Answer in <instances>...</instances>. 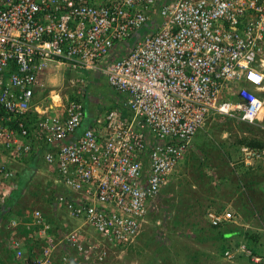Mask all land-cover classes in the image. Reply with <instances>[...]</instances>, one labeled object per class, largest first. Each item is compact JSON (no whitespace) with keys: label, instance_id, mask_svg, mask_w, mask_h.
Wrapping results in <instances>:
<instances>
[{"label":"built area","instance_id":"1","mask_svg":"<svg viewBox=\"0 0 264 264\" xmlns=\"http://www.w3.org/2000/svg\"><path fill=\"white\" fill-rule=\"evenodd\" d=\"M48 62L100 74L127 113L110 108L78 133L82 100L61 114L33 101ZM0 108V146L16 159L30 152L26 137L39 138L64 188L43 198L81 222L54 235L34 208L28 231L8 236L14 264H106L139 234L208 120L264 124V0H0ZM241 152L245 166L264 156ZM12 176L0 161V180Z\"/></svg>","mask_w":264,"mask_h":264},{"label":"crops","instance_id":"2","mask_svg":"<svg viewBox=\"0 0 264 264\" xmlns=\"http://www.w3.org/2000/svg\"><path fill=\"white\" fill-rule=\"evenodd\" d=\"M115 49L116 46H115ZM119 50H115V54H119ZM50 68H57L50 62L46 66L43 67V69L38 74V82L37 86L34 90V97L33 101L37 103L39 106H46L48 107L47 111L49 113H60L63 111V107L70 96L80 93V88H78V85L83 83L87 87H84L86 89V92L88 89L93 87V85H96L97 81V75H100L95 72H87V71H73L68 70L65 66H63V72L60 74V80L56 81V77L52 74L48 73V69ZM74 74V76H67V74ZM55 74V73H54ZM40 75L42 78H40ZM49 75V76H48ZM52 75V76H51ZM49 77V78H48ZM51 79L54 81V84L61 82L64 83L66 79H68L71 84L73 85H67L64 89H60L58 91L54 89H48L46 87L45 79ZM77 78V80H74ZM93 80V81H92ZM75 81H78L79 84L77 87H74ZM96 83V84H95ZM248 87L252 88L250 84H247ZM88 88V89H87ZM83 95L85 96L84 92ZM82 94H78L76 99L79 97H84ZM234 98V97H231ZM87 100V98H85ZM85 105V114L83 117L82 125L80 126L78 133L81 131L80 129H83L87 126H94L95 125V119L97 118L98 113L96 112V108L94 109V106L92 103H88V100L86 101ZM108 110V109H107ZM31 115L34 117L36 114L34 112H31ZM263 116L264 120V114H261ZM101 116V115H98ZM230 121V120H228ZM212 122H215L214 120H208L206 128L210 126ZM235 125H238V132L236 131L233 136V134H230L233 138L231 139V142L225 141L222 143V145H219L216 143L215 139H227V133L226 132H218L215 133L214 136L211 134L215 132H206L208 135V139H197L193 142V139L191 141V144L189 146V150L191 152H186L182 158L180 159L176 171L174 174H172V177L170 181L168 182L167 186L163 189H165L167 192L173 189V183L178 184V181L176 180L177 176L179 175V172L181 170L184 172V174L190 173V168L186 165V161L188 162L189 156L194 155L197 156L198 153L201 152V150H204V155L206 153V150L211 152L208 156L205 155L206 161L208 160L209 166H210V173L217 172L220 170H225L224 164L229 165L230 167H235L237 164L236 162H232L235 158L241 163V157L242 152L241 148L245 145L244 143H241L239 141L252 139V138H259L261 140H264V127L261 126L259 123H255L258 128L263 130H256V126L252 125L250 123L240 122V121H234ZM262 123V122H260ZM32 123L30 122V125ZM216 124L214 126H218ZM236 129V127H234ZM204 131H206L204 129ZM208 131V130H207ZM261 131V132H260ZM214 137V138H213ZM24 140V139H23ZM26 141H29V144L31 146L30 152L25 153L24 155H21L20 157L16 159H12L6 150H4L0 146V161L6 163L13 171V176L11 179H2L0 180V191L5 190L6 192V201L0 203V264L3 261L5 264H9L11 261L10 254L7 253V250H10V246L7 243L6 236H13V235H22L23 233L18 231V228L12 229L8 226V222L4 224H1L2 221H5L4 215L9 210L7 207L8 202L11 199V193L16 192L18 195V198L16 200H20L24 206L28 205L32 208H40L41 211L44 213L45 217L48 219L49 224L51 226V232L56 235L60 234L65 230H70V228H75L80 225V220L67 216L66 218L62 215V211H59L53 206V203L49 206L47 205V201L43 198V194L38 190H46L48 191H63L64 188L62 184L58 181V173L56 170V167L54 164H47L43 158V153L45 152V145H42V141H40L39 138H35V136L32 134L25 138ZM215 141V142H214ZM191 148V149H190ZM222 150V152L220 150ZM204 159V158H203ZM236 160V159H235ZM185 162V164H184ZM198 162V161H196ZM198 163H201L200 161ZM182 164V165H181ZM223 165V166H222ZM182 166V167H181ZM206 166V165H204ZM202 166V168L204 167ZM245 170L248 167V170H252L251 173L245 174L243 173V177L239 178L240 180L234 181L233 178L230 175L227 174H218L215 175L218 181H214L215 177L211 176L210 179L213 180L214 185L220 186L218 183L223 186H227L226 188V194L229 196L227 199L225 197L220 198V201H222L224 204H226L225 208H227V205L233 204V211L238 213V216H241L240 218H249L254 219L259 218V220L264 219V158L253 160L252 163L249 166H244ZM209 168V167H208ZM223 168V169H221ZM194 168L192 167L191 170ZM205 168H203V171ZM253 173H256L253 174ZM52 174L54 175L53 180L51 181ZM40 177V178H38ZM42 178V179H41ZM39 179L41 180L40 185L36 184V182H39ZM199 179V178H198ZM208 180V179H207ZM36 181V182H35ZM206 182L198 181V190H193V193L195 196H190L188 192L191 193V191L187 190L186 195L184 199L182 200L183 206L181 210L178 211V218H181V220L186 219L189 226L187 228H191V234L194 229H200L202 227V214L201 212L205 211L208 208H217L219 207L218 204L212 203L211 207H207V198L208 196L204 195V187L209 186ZM212 183V181H211ZM212 183V184H213ZM192 186V185H191ZM194 186V185H193ZM223 186V188H224ZM211 187V186H210ZM239 188V189H238ZM38 189V190H37ZM217 191V190H216ZM182 193H185L182 190ZM204 197L205 199L202 201H197L195 197ZM225 196V195H224ZM244 198V199H243ZM243 199V200H242ZM179 203V202H178ZM186 205L189 207L187 208ZM180 207V204H179ZM196 207V208H193ZM202 208V209H200ZM18 209V207H17ZM187 209V210H186ZM228 209V208H227ZM254 213H251L253 211ZM186 210V211H185ZM14 214L7 213V217H14ZM254 216V217H253ZM18 217V216H15ZM13 220V219H11ZM183 222V221H181ZM180 222V223H181ZM262 222V221H260ZM75 226L69 227V225ZM185 224V223H184ZM182 224L181 228L186 230V226ZM20 229V228H19ZM187 231V230H186ZM5 239V240H4ZM12 252V249H11ZM25 258L28 260L29 257L33 254V250L31 249V246H28V249L24 251ZM30 255V256H29Z\"/></svg>","mask_w":264,"mask_h":264},{"label":"rangeland","instance_id":"3","mask_svg":"<svg viewBox=\"0 0 264 264\" xmlns=\"http://www.w3.org/2000/svg\"><path fill=\"white\" fill-rule=\"evenodd\" d=\"M145 31L147 30L145 29ZM62 69L63 67L53 68L51 70L49 68L48 73L54 75L56 77V81H59L60 74L63 72ZM71 75L74 76V74H69V73L67 74V76H71ZM40 78H42L41 75H40ZM48 78L45 79V83H47L46 87L48 89H54L58 91L61 88L64 89L65 86L67 85H73L68 79H66L64 83L62 82V84L64 85H61V82L54 84V81ZM97 79L99 81H97L96 83L98 82L99 83L98 84L95 83L96 85H93V87H91L90 89L87 88L88 89L87 92H86V89L84 88L87 86L85 84L83 85V83L79 84L78 81H75L76 85H74V87H77V85L79 84L78 88H80L81 90H80V93L78 94L83 95V92L85 94V96L83 95L84 97H79V98H81L82 100L87 98L88 103H92L94 106V109L96 108V112L98 113V115L103 116L105 112L107 111V109L114 108L117 106L121 107V96L118 95L108 85V83L106 82L103 76L97 75ZM78 94H75V97H77ZM122 110L125 114L127 113L125 109L122 108ZM233 122L234 120L228 121V119L219 120L217 121L218 126H214L216 124V121L212 122L209 127L206 128L205 126L204 129L206 131H204V129H200L199 131L195 133V135L192 138L193 142L196 141L197 139H208V135L206 132H212V131L214 132V130L215 132L212 133L211 136L212 135L214 136L215 133H218L221 131L227 133V139L219 140L216 137L215 139L216 143H218L219 145H222L224 140L231 142V139L233 137L230 134H233L234 136V134H236L235 132L236 131L238 132V126H239V124L235 125ZM252 125L256 126L255 128L257 131L263 130L261 128L259 129L256 124H252ZM234 127H236V129ZM218 150H220V148ZM220 151L222 152V150ZM188 152H191V151H188ZM203 152L204 150H201V152L198 153L197 156H194V155L189 156V160L188 162L186 161V165L190 168L191 172L188 174H184V172L181 170V172H179V175L176 177L178 184L176 183L172 184L173 185L172 191L170 190L169 192H167L165 189L161 190L158 196V201L155 204V208L150 210L149 214L145 218L141 231L136 236L134 241L131 244H129L126 248H124L123 250L116 249L114 251L109 252L110 257H111L110 262L112 261L111 264H190V263L193 264L192 262H195L196 259L193 256L188 257L185 254L186 253L193 254L196 252H197L196 258L198 261L195 262V264H247V261L243 259L244 257L239 256L238 258V255H239L238 253H240V251H235L234 253H236L237 255H235L233 258L225 259L223 257H220V255L218 254V250H217L218 248L217 246L220 245L219 243L220 241L219 242L218 240L215 241V239L213 240L212 238L211 239L210 238L194 239L193 234L190 233L192 227L187 228V226H189L188 224H186L188 221L186 219L184 220V218L183 220H181V218H178L177 216L178 211L181 210L183 206V202L181 200H183L185 196H189V195L195 196V194L193 193V190H198L199 188L198 181H203V182L207 181L205 186H207V184L209 186L204 187V190H207V191H204L203 193H205L204 195L208 196V198L217 202V200H220V198L225 197V199H227L229 197L225 193L227 186L223 185L224 186L223 188V186L220 184L221 182L218 183L220 186H216L217 184L214 185L213 180L210 179L211 176L215 177V175L223 173V174L230 175V179L232 177L234 181L240 180L239 178L244 176L243 172L246 171L245 167L242 165V163H240L237 160V158H235L236 160L234 159L232 161L233 163L236 162L235 164L237 165L235 167L232 168L229 165L224 164V166H226L224 167L225 170L221 168L223 170L210 173L209 162L208 160L206 161L205 159L206 158L205 155L207 154L204 155ZM206 153H208L209 155L211 152L206 150ZM196 161L198 162L200 161L201 163H198ZM202 166H204L203 168H205L204 171H203ZM192 167L194 168V171L193 169L191 170ZM251 172L252 170H250V173ZM253 174L256 175V173H253ZM53 178H54V175L52 174L51 181L53 180ZM211 181L213 184L211 183ZM214 181H218L216 177ZM40 182L41 180L39 179V182H36V184L41 186ZM182 190L185 193H182ZM187 190L191 191V193L188 192L189 195H186ZM38 191H40L41 193H46V190L45 191L38 190ZM195 199H197V201H200V200L202 201V199L204 200L205 198L196 196ZM179 204H180V207H179ZM24 207L25 206L22 204L21 208L23 209ZM193 208H196V207H193ZM227 208L234 215L233 219L228 221L227 224L229 225H226L228 228L230 227L232 228L236 224L237 226H239L241 223H243L244 221L242 220L243 218H240L241 216H238V213L236 211L235 212L233 211V204L232 206L227 205ZM11 213L14 214L15 209L12 210ZM251 213H254V211H251ZM62 215L65 218L67 217L65 212H63ZM182 224L186 226L187 231L181 228ZM208 224L209 223L206 221V219L203 216L202 217V225H203L202 227L206 228ZM242 225L247 227L248 224L246 223ZM74 226H72L71 224L69 225V227H74ZM251 226H253V229H251L252 231L257 230L258 228V232L260 233V240H264V236L262 234V232L264 231L262 229L263 226L260 223V220L259 219L252 220ZM219 228H221V226ZM225 235H227L228 237L230 233L225 234ZM238 247L240 248L241 252H244V253L249 252L247 247L244 248V243H241ZM241 248L247 251H243Z\"/></svg>","mask_w":264,"mask_h":264},{"label":"trees","instance_id":"4","mask_svg":"<svg viewBox=\"0 0 264 264\" xmlns=\"http://www.w3.org/2000/svg\"><path fill=\"white\" fill-rule=\"evenodd\" d=\"M69 99L75 100L76 98L74 95H72L69 97ZM78 99L82 100L81 98H78ZM85 100L86 99H83L82 101H83V104L86 105ZM85 105H84V107H85ZM2 112L3 111L0 108V113H2ZM239 142L244 143L245 145H248V146L255 148V149H258V150H260L262 147L264 148V140H261L258 137L252 138V139L250 138L247 140L245 139L243 141L241 140ZM243 173H245V172H243ZM248 173H250V170H248V167H247L245 174H248ZM16 192L11 193V199L7 205V207H9L8 208L9 210L7 211V213H11L12 210L15 209V214H16L15 216H18V217H15V216L13 218L7 217V213H5V215L3 217V218H5V221L3 220L1 224L5 225V223H7V222L9 223L11 219H15L18 221V226H17L18 231L21 233H26L28 230L26 229L25 225L27 223H30V221H31V212H32L33 208L30 206L28 207V205H25V207L22 209L21 205L23 203L21 201L19 202V200H16L18 198V195ZM52 200H53V198L46 200L48 206L50 204H52V202H53ZM4 201H6V199ZM207 201H208V203L206 204L207 207L212 206L211 202L219 205V207H217V208H208V209H214L215 211H219V212L222 211L223 209H225V204L220 200H217V202H215L214 200L207 198ZM17 207H18V209H17ZM206 210L201 212L202 216L205 215ZM254 219L258 220L259 218L254 217ZM254 219L243 218L242 219V220H244L243 223H241L239 226H237V224H236L232 228L231 227L228 228L226 226V225H229V224H227L228 222L219 223L217 225L208 224L206 228H203V227H200V229H194L193 228L192 234H193L194 239H199V238L200 239H205V238L211 239L212 238L213 240L215 239V241L216 240H218V242L220 241L219 242L220 245L217 246L218 247L217 248L218 254L220 255V257H223L225 259L233 258L235 255H237L234 252L240 251V253H238L239 254L238 258H239V256L244 257L243 259H245L247 261V264H264L263 263V261H264V240H260V233L258 232V228H257V230H254V231L251 230V229H253V226H251V225H252V220H254ZM260 221H262L260 223L262 224V226H263L262 229L264 231V225H263L264 219L263 220L261 219ZM246 223L248 224L247 227L242 225V224H246ZM220 226H221V228H219ZM208 233H210V234H208ZM228 233H230V235L227 237V235H225V234H228ZM262 234L264 236V232H262ZM7 237L8 236H6V238ZM241 243H244V248L245 247L248 248V250H249L248 253L241 252L240 248L238 247ZM32 245L33 244H31V246ZM243 251H247V250H243ZM196 253H193V254L192 253H188V254L186 253L185 255H187L188 257L193 256L196 259L195 262H197L198 260L196 258L197 257ZM228 254L230 255L229 257H228ZM255 255H259V257H260L259 262L253 261L252 257ZM110 258L111 257L108 256V258L106 259V262H105L106 264H111L112 261L110 262ZM195 262H192V263L195 264ZM1 264H5V263L2 261ZM9 264H11V261Z\"/></svg>","mask_w":264,"mask_h":264},{"label":"clouds","instance_id":"5","mask_svg":"<svg viewBox=\"0 0 264 264\" xmlns=\"http://www.w3.org/2000/svg\"><path fill=\"white\" fill-rule=\"evenodd\" d=\"M68 70H70V69H68ZM73 71H80V70H73ZM82 71V70H81ZM87 72H89V71H87ZM96 73V72H95ZM74 80H77V78H75ZM228 120H230V119H228ZM231 120H233V119H231ZM234 121H236V120H234ZM239 121V120H238ZM240 122H244V121H240ZM245 123H247V122H245ZM257 123H259L260 125L262 124V123H260V121H258ZM250 124H252V123H250ZM255 124V123H254ZM263 125V127H264V124H262ZM261 125V126H262ZM244 146H246V145H244ZM260 150H264V148L262 147ZM242 158V157H241ZM262 158H264V156L262 157ZM262 158H258V159H262ZM258 159H256V160H258ZM241 163H242V161H241ZM242 165L243 166H245L243 163H242ZM34 209V208H33ZM40 209V208H39ZM41 210V209H40ZM59 211H62V212H65L66 213V216H69V214L66 212V211H64V210H59ZM11 221V220H10ZM7 253L8 254H10V256H12V254H13V251L11 252V249L10 250H7ZM14 258L12 257L11 258V264H14Z\"/></svg>","mask_w":264,"mask_h":264},{"label":"snow or ice","instance_id":"6","mask_svg":"<svg viewBox=\"0 0 264 264\" xmlns=\"http://www.w3.org/2000/svg\"><path fill=\"white\" fill-rule=\"evenodd\" d=\"M253 79H257L258 80L259 78L254 76Z\"/></svg>","mask_w":264,"mask_h":264},{"label":"bare ground","instance_id":"7","mask_svg":"<svg viewBox=\"0 0 264 264\" xmlns=\"http://www.w3.org/2000/svg\"><path fill=\"white\" fill-rule=\"evenodd\" d=\"M261 114H264V112H262Z\"/></svg>","mask_w":264,"mask_h":264}]
</instances>
